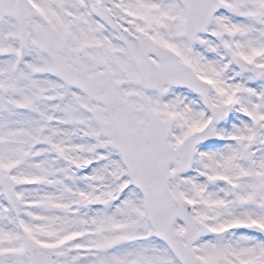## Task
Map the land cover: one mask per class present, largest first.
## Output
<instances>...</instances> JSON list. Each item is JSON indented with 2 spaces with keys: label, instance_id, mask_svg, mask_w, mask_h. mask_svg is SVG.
I'll use <instances>...</instances> for the list:
<instances>
[{
  "label": "snow or ice",
  "instance_id": "snow-or-ice-1",
  "mask_svg": "<svg viewBox=\"0 0 264 264\" xmlns=\"http://www.w3.org/2000/svg\"><path fill=\"white\" fill-rule=\"evenodd\" d=\"M0 264H264V0H0Z\"/></svg>",
  "mask_w": 264,
  "mask_h": 264
}]
</instances>
